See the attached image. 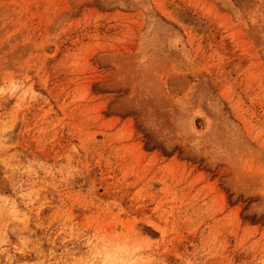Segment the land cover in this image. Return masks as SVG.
Masks as SVG:
<instances>
[{
  "label": "rangeland",
  "instance_id": "1",
  "mask_svg": "<svg viewBox=\"0 0 264 264\" xmlns=\"http://www.w3.org/2000/svg\"><path fill=\"white\" fill-rule=\"evenodd\" d=\"M0 264H264V0H0Z\"/></svg>",
  "mask_w": 264,
  "mask_h": 264
}]
</instances>
